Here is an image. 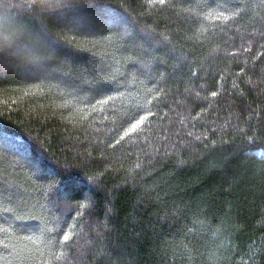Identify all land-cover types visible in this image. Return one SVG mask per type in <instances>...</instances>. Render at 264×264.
Returning a JSON list of instances; mask_svg holds the SVG:
<instances>
[{"label":"trees","instance_id":"16d2710c","mask_svg":"<svg viewBox=\"0 0 264 264\" xmlns=\"http://www.w3.org/2000/svg\"><path fill=\"white\" fill-rule=\"evenodd\" d=\"M0 264H264V0H0Z\"/></svg>","mask_w":264,"mask_h":264},{"label":"snow or ice","instance_id":"6c2138e0","mask_svg":"<svg viewBox=\"0 0 264 264\" xmlns=\"http://www.w3.org/2000/svg\"><path fill=\"white\" fill-rule=\"evenodd\" d=\"M213 95H215V93H213ZM64 239H65V240H67V239H68V237H67V236H65V237H64Z\"/></svg>","mask_w":264,"mask_h":264}]
</instances>
